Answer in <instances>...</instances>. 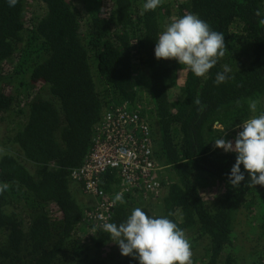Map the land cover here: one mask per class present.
<instances>
[{"label":"trees","instance_id":"16d2710c","mask_svg":"<svg viewBox=\"0 0 264 264\" xmlns=\"http://www.w3.org/2000/svg\"><path fill=\"white\" fill-rule=\"evenodd\" d=\"M145 2L0 0V184L9 185L0 264H139L86 225L90 207L69 178L104 112L122 104L149 127L168 176L162 199L129 194L110 223L141 208L184 230L193 264H264V187L250 186L242 165L245 179L232 186L236 156L213 144L234 143L237 126L264 112V0H162L154 11ZM187 13L225 37L205 77L154 55L166 25ZM225 65L228 79L216 84ZM117 184L101 178L106 193Z\"/></svg>","mask_w":264,"mask_h":264},{"label":"clouds","instance_id":"9594fccd","mask_svg":"<svg viewBox=\"0 0 264 264\" xmlns=\"http://www.w3.org/2000/svg\"><path fill=\"white\" fill-rule=\"evenodd\" d=\"M7 2L9 7H14L18 0ZM161 3L162 0H146L143 10L154 11ZM256 14L259 15V12ZM225 52L224 35L212 30L206 21L193 13L183 17L174 16L159 35L154 48L157 60H175L196 77H205ZM229 71L225 65L223 71L217 73L215 83L226 82ZM250 109L256 112L257 101L250 102ZM237 127L242 130L234 143L223 136L213 142L214 148L236 156L228 177L229 183L239 186L246 172L250 186L264 187V112ZM8 188L7 183L0 184V194ZM117 202H125L122 193L116 194L113 204ZM100 228L119 247L121 256L136 259L139 264H193L189 239L184 230L167 217H150L141 208H135L124 222L116 224L106 221Z\"/></svg>","mask_w":264,"mask_h":264},{"label":"built area","instance_id":"2783aa9c","mask_svg":"<svg viewBox=\"0 0 264 264\" xmlns=\"http://www.w3.org/2000/svg\"><path fill=\"white\" fill-rule=\"evenodd\" d=\"M241 130L236 129V136ZM150 136L149 127L128 104L104 112L82 165L69 175L86 201L91 200L87 205L90 208L84 211L86 225L102 231L100 226L111 220L118 193L123 198L129 194H138L144 200L163 198L161 179H167V167L153 159ZM109 173L115 175L118 184L114 191L106 193L101 178Z\"/></svg>","mask_w":264,"mask_h":264},{"label":"rangeland","instance_id":"374dc122","mask_svg":"<svg viewBox=\"0 0 264 264\" xmlns=\"http://www.w3.org/2000/svg\"><path fill=\"white\" fill-rule=\"evenodd\" d=\"M143 85L145 86V82H143ZM146 87H148V83L146 84ZM146 87H145V90H147ZM145 98L148 100V103H149L148 95H146ZM145 103H146V101H145ZM146 104H147V103H146ZM89 201H90V204H91V200H89ZM89 201H86V203L89 204Z\"/></svg>","mask_w":264,"mask_h":264},{"label":"water","instance_id":"95a60500","mask_svg":"<svg viewBox=\"0 0 264 264\" xmlns=\"http://www.w3.org/2000/svg\"><path fill=\"white\" fill-rule=\"evenodd\" d=\"M219 129H221L220 127H218Z\"/></svg>","mask_w":264,"mask_h":264}]
</instances>
